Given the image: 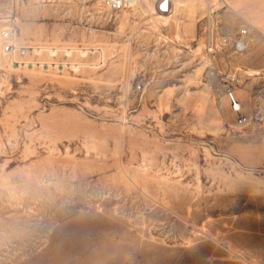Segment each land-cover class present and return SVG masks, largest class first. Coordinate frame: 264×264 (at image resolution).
I'll list each match as a JSON object with an SVG mask.
<instances>
[{"label":"rangeland","instance_id":"374dc122","mask_svg":"<svg viewBox=\"0 0 264 264\" xmlns=\"http://www.w3.org/2000/svg\"><path fill=\"white\" fill-rule=\"evenodd\" d=\"M152 4L0 0V264H264V0Z\"/></svg>","mask_w":264,"mask_h":264},{"label":"built area","instance_id":"2783aa9c","mask_svg":"<svg viewBox=\"0 0 264 264\" xmlns=\"http://www.w3.org/2000/svg\"><path fill=\"white\" fill-rule=\"evenodd\" d=\"M103 3L110 11L120 12L136 4L137 0H96ZM172 0H158L156 5V12L158 14H169L172 12ZM16 21L4 28L1 32L3 39V50L5 53L17 52L20 56H26L27 51L25 48L17 47L14 43L17 34ZM217 28L210 35L207 42V52L214 59L219 54L227 51L234 53H243L247 49L249 30L244 27L238 31H233L226 28L224 31H218ZM234 82V79H231ZM227 96L235 114H242V105L235 95L232 83L228 82ZM259 113L264 112V90L259 93L257 97Z\"/></svg>","mask_w":264,"mask_h":264},{"label":"crops","instance_id":"0c3cea01","mask_svg":"<svg viewBox=\"0 0 264 264\" xmlns=\"http://www.w3.org/2000/svg\"><path fill=\"white\" fill-rule=\"evenodd\" d=\"M173 1V5H172V8H174V1H176V0H172ZM157 2H158V0H153V7H154V9L156 10V5H157ZM159 17H163V18H169V15L168 14H159Z\"/></svg>","mask_w":264,"mask_h":264},{"label":"bare ground","instance_id":"6f19581e","mask_svg":"<svg viewBox=\"0 0 264 264\" xmlns=\"http://www.w3.org/2000/svg\"><path fill=\"white\" fill-rule=\"evenodd\" d=\"M99 2V1H98ZM1 36V35H0ZM16 38V37H15ZM2 50H3V47H2ZM26 50V49H25ZM4 51V50H3ZM27 51V50H26ZM5 52V51H4ZM254 75H258L257 73L256 74H251V76H254Z\"/></svg>","mask_w":264,"mask_h":264}]
</instances>
